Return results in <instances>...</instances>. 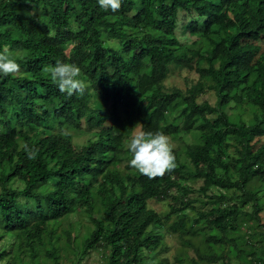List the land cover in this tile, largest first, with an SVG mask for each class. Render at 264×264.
Listing matches in <instances>:
<instances>
[{"label":"trees","instance_id":"1","mask_svg":"<svg viewBox=\"0 0 264 264\" xmlns=\"http://www.w3.org/2000/svg\"><path fill=\"white\" fill-rule=\"evenodd\" d=\"M260 43L264 0H122L117 12L97 0H0V50L9 46L20 64L17 75L0 74V241L12 239L18 255L11 260L35 264L42 256L60 264L62 236L70 245L75 237L69 229L57 234V225L79 213L93 227L81 258L102 249L106 264H148L166 229L207 233L211 252L195 249L192 264H231L229 255L262 264L259 247L237 244H252L247 232L259 222L260 203L248 185L254 177L264 182ZM57 60L81 69L83 94L59 92L43 71ZM171 67L194 69L199 79L184 91L167 90ZM209 91L215 104L198 101ZM242 105L253 111L249 124L231 122L226 111ZM82 122L93 136L82 147L55 132L79 130ZM137 128L196 134L185 149L191 168L176 158L173 171L154 179L122 169L131 159L124 144ZM24 143L37 149L34 160ZM189 181L201 182L205 201L192 198ZM169 197L166 216L148 208ZM243 220L252 221L246 232ZM10 247L0 251V264H10Z\"/></svg>","mask_w":264,"mask_h":264},{"label":"rangeland","instance_id":"2","mask_svg":"<svg viewBox=\"0 0 264 264\" xmlns=\"http://www.w3.org/2000/svg\"><path fill=\"white\" fill-rule=\"evenodd\" d=\"M262 51L264 50V43H260ZM199 79V75L196 71L188 70V69H176L171 67L169 74L164 81V85L167 90L172 88H179L181 90H186L190 86L194 85ZM208 84H212L210 79H205ZM198 101H208L210 104H215V96L212 91L206 92L201 97H199ZM109 105V104H108ZM230 121H235L237 118H241L245 121L246 124L251 122L253 117V111L251 108L247 106H240V108H233L232 106L226 109ZM140 128L135 129L133 132L139 130ZM55 132L63 133L70 135L72 137V142L75 147L84 146L89 139H91L92 133L86 129V125L82 122L81 129L72 130L69 128H65L63 130L56 129ZM133 134V133H132ZM132 136V135H131ZM170 142L173 146V153L177 158L179 163H183L185 165H189L191 168L189 161L186 159L185 149L187 146L195 144L198 142V137L194 133H180L179 137H170ZM131 138V137H130ZM130 140V139H129ZM124 144L126 148H128V142ZM260 142L257 143L259 146L261 143H264V137L260 138ZM128 159L124 158L123 164L121 166L122 169L128 164ZM233 176H235L233 174ZM188 184L192 186L193 192L191 193L192 198L194 199H202L205 201V198L197 192L198 188L201 186L200 181H189ZM248 188L257 189V196L260 203V212L259 222L253 223L252 221H242V227H240V231L246 232V226L252 225V229L247 232L249 236V242L252 244H248V246L243 245L237 241L238 247L242 249H246L251 252L252 248L250 246L259 247L263 251V255H260V259L262 260V264H264V182H262L258 177H254L251 179ZM212 192H216L213 190ZM226 192V191H225ZM230 195H234V198H238V193L230 190L228 192ZM170 203L173 204L171 198L163 199L160 201L150 200L148 201V208L154 210L160 216L164 217L169 212ZM196 206H199L196 204ZM243 210L247 213L251 211L250 205H247L243 208ZM186 214L190 217V220L194 218L197 219V215L195 212L188 210ZM174 215L171 216V220H174ZM57 234H61L62 229H69L72 233V236L75 237L72 245L68 244L65 238L62 236L59 245L57 246V256L60 264H106L107 263V254L108 252L103 251L102 249H92L86 256L81 258L80 252L83 246L84 240L89 236L93 227L90 224L89 220L85 218V216L81 214L71 215L68 219L61 221V224L57 225ZM188 229V228H187ZM207 234V233H206ZM206 234L202 233L198 236L191 235H179V234H171L167 232L165 229L162 232V244L161 249L155 251L150 254V258L148 260V264H192L194 260H196L195 249L199 250L201 253H209L211 250H208L207 243L205 242ZM233 234V236H238ZM242 235V234H241ZM183 240H189L192 246L183 245ZM12 244V239L6 238L3 241H0V251L6 247H10ZM229 247V245H227ZM226 247V246H225ZM48 248V247H47ZM8 260L10 264H19V261H13L11 258H14L18 255L15 246L8 248ZM216 251H219L216 247ZM39 260V262H38ZM250 258L246 256L240 255V258H237L234 255H229V262L231 264H252L250 262ZM7 264V259L2 262V264ZM28 261L24 260V264H27ZM35 264H52L49 260L44 257H38ZM199 264H204L199 262ZM214 264H222L221 262Z\"/></svg>","mask_w":264,"mask_h":264},{"label":"clouds","instance_id":"3","mask_svg":"<svg viewBox=\"0 0 264 264\" xmlns=\"http://www.w3.org/2000/svg\"><path fill=\"white\" fill-rule=\"evenodd\" d=\"M24 2L31 4V0ZM97 3L105 11L117 12L121 8L122 0H97ZM43 71L49 75L59 92L69 96L83 94L86 85L79 78L81 69L75 63L57 60L54 65L46 66ZM19 72L20 64L13 58L9 46L5 45L0 50V74L14 76ZM21 148L29 160L36 158L37 149L27 143L22 144ZM128 151L131 153L129 166L149 179L162 177L177 166L170 138L161 131H144L141 128L133 132L128 142Z\"/></svg>","mask_w":264,"mask_h":264}]
</instances>
